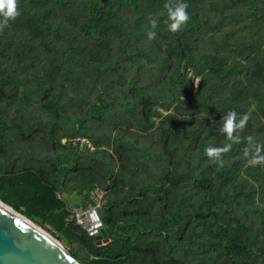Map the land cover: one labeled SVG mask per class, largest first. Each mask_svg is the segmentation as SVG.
<instances>
[{
	"label": "trees",
	"instance_id": "16d2710c",
	"mask_svg": "<svg viewBox=\"0 0 264 264\" xmlns=\"http://www.w3.org/2000/svg\"><path fill=\"white\" fill-rule=\"evenodd\" d=\"M185 2L175 33L169 0H19L0 31V199L80 264H264V0ZM96 188L103 245L67 206Z\"/></svg>",
	"mask_w": 264,
	"mask_h": 264
},
{
	"label": "water",
	"instance_id": "95a60500",
	"mask_svg": "<svg viewBox=\"0 0 264 264\" xmlns=\"http://www.w3.org/2000/svg\"><path fill=\"white\" fill-rule=\"evenodd\" d=\"M69 199L77 207L85 204V197L78 192L70 193ZM107 238L105 229H102L101 235L94 240L103 245L108 243ZM0 264L80 263L58 239L41 235L0 207Z\"/></svg>",
	"mask_w": 264,
	"mask_h": 264
},
{
	"label": "clouds",
	"instance_id": "9594fccd",
	"mask_svg": "<svg viewBox=\"0 0 264 264\" xmlns=\"http://www.w3.org/2000/svg\"><path fill=\"white\" fill-rule=\"evenodd\" d=\"M166 8L168 20L170 21L168 29L173 33L180 31L191 19V16L187 11L189 4L185 2V0H174V2L173 0H169V3L166 4ZM19 15V0H0V31H3V29L8 26L10 20H14ZM149 22L152 29H155L158 26V21L154 18L150 19ZM155 37L156 32L154 30L148 31V40H154ZM196 83L198 84L199 82L197 81ZM249 119L250 114L245 113L239 120H237V113L231 111L227 114L226 118L223 119V127L220 131L226 134L227 139L232 143H239L240 137L239 135L234 136V133L242 131L246 127ZM247 140L251 142L253 137L249 136L247 137ZM232 143L219 148L210 146L205 150L206 155L210 159H213L214 162L218 161L222 154L231 150ZM262 149H264V145L258 144L256 146L254 153L251 155V159L248 161L249 165L256 166L264 164V155L261 154ZM245 154L248 155L249 152L246 151Z\"/></svg>",
	"mask_w": 264,
	"mask_h": 264
},
{
	"label": "built area",
	"instance_id": "2783aa9c",
	"mask_svg": "<svg viewBox=\"0 0 264 264\" xmlns=\"http://www.w3.org/2000/svg\"><path fill=\"white\" fill-rule=\"evenodd\" d=\"M58 197H60V195H58ZM67 200V206L70 211V221L80 226L90 238L94 239L99 237L102 229H104L101 217V210L105 204L104 191L101 188H96L91 193L90 199L85 201L82 207H77L72 204L69 196Z\"/></svg>",
	"mask_w": 264,
	"mask_h": 264
},
{
	"label": "bare ground",
	"instance_id": "6f19581e",
	"mask_svg": "<svg viewBox=\"0 0 264 264\" xmlns=\"http://www.w3.org/2000/svg\"><path fill=\"white\" fill-rule=\"evenodd\" d=\"M0 207L2 209L6 210L7 212H9L10 214H12L13 216H15L16 218H18L20 221H22L24 224H26L27 226L32 228L34 231L40 233L41 235H43L45 237H48V238L51 237L50 233L47 232L44 228H42L39 224L30 220L29 218H27L23 214L15 211L13 208H11L7 203L2 201L1 199H0Z\"/></svg>",
	"mask_w": 264,
	"mask_h": 264
},
{
	"label": "rangeland",
	"instance_id": "374dc122",
	"mask_svg": "<svg viewBox=\"0 0 264 264\" xmlns=\"http://www.w3.org/2000/svg\"><path fill=\"white\" fill-rule=\"evenodd\" d=\"M190 77H193L192 74L190 75ZM83 142H88L87 140H83ZM90 146V145H89ZM63 196H65V194H63ZM66 197V196H65ZM38 224V223H37ZM47 231V230H46ZM48 232V231H47ZM50 233V232H49ZM51 234V233H50ZM54 238H56L53 234H51ZM57 239V238H56ZM60 242V241H59ZM64 248L70 253L71 248L67 247L66 245H64V243L60 242Z\"/></svg>",
	"mask_w": 264,
	"mask_h": 264
}]
</instances>
